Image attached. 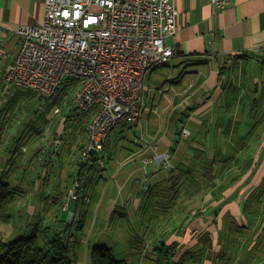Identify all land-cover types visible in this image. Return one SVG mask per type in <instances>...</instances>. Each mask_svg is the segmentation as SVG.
Returning a JSON list of instances; mask_svg holds the SVG:
<instances>
[{"label":"crops","instance_id":"obj_1","mask_svg":"<svg viewBox=\"0 0 264 264\" xmlns=\"http://www.w3.org/2000/svg\"><path fill=\"white\" fill-rule=\"evenodd\" d=\"M176 3L168 43L177 53L147 74L138 123L112 131L85 164L92 115L76 108L73 85L42 101L44 123L26 113L35 93L6 81L17 29L43 21V1L0 0V179L17 192L11 224L20 229L8 234L27 235L38 211L54 222L62 209L82 222L77 264H90L94 245L127 264H156L164 242L179 243L178 264H264V0H229L224 10ZM156 152L169 163L154 162ZM78 178L79 199L70 198Z\"/></svg>","mask_w":264,"mask_h":264},{"label":"built area","instance_id":"obj_2","mask_svg":"<svg viewBox=\"0 0 264 264\" xmlns=\"http://www.w3.org/2000/svg\"><path fill=\"white\" fill-rule=\"evenodd\" d=\"M42 1L43 21L17 29L19 49L6 81L49 101L72 84L76 108L92 115L86 157L103 150L120 125L138 123L147 74L177 53L168 37L179 28V9L176 0ZM213 3L224 10L229 0ZM169 158L156 152L153 161L168 164ZM69 195L77 198L76 187Z\"/></svg>","mask_w":264,"mask_h":264},{"label":"trees","instance_id":"obj_3","mask_svg":"<svg viewBox=\"0 0 264 264\" xmlns=\"http://www.w3.org/2000/svg\"><path fill=\"white\" fill-rule=\"evenodd\" d=\"M260 85L263 86V84L257 82L254 85V90L259 92L261 89ZM39 99L44 100L40 97ZM258 103L259 98L252 102L251 110L257 109ZM194 109L189 108L185 112V115L188 116L189 112L194 111ZM254 116V113L248 115V117ZM96 151L99 150L94 149V152ZM92 152L93 150L86 157L83 156L85 164L88 158L94 156ZM79 181L80 179L78 178L76 183L78 182L81 185ZM79 188H77L76 192L77 198L74 199H79ZM16 194L17 192L11 184L4 183L0 179V264H77V258L73 256V251L79 242L78 232L81 230L82 222L66 223L65 228L58 229L54 234V238L49 243L42 244L37 233L17 235L12 240H6L2 227L10 225L13 220L12 216L15 212ZM69 197L73 198L70 195ZM178 246V242L171 244L161 243L156 248V264H178L174 260ZM90 264H127V262L125 259L119 258L110 247L94 245L91 249Z\"/></svg>","mask_w":264,"mask_h":264},{"label":"rangeland","instance_id":"obj_4","mask_svg":"<svg viewBox=\"0 0 264 264\" xmlns=\"http://www.w3.org/2000/svg\"><path fill=\"white\" fill-rule=\"evenodd\" d=\"M257 58H260V59L264 60V54H260V56L258 55ZM70 86H71L70 84H67L65 87H67V89H70ZM72 93H75V92H72ZM42 101L43 100H39V102L30 101V103L27 105L26 113H29V110H31L33 112L32 119L39 120V121H42V122L46 123L44 121V118H42V119L40 118V116L44 115L43 114L44 110L40 106L42 104ZM39 108H40V110H39ZM18 117L19 118L23 117V111L22 110H21V112H19ZM183 121H184V119L180 123H178V130H180L181 127L183 126V123H182ZM189 126H191V125H189ZM159 153H162V152H159ZM164 153L167 154L169 152H164ZM169 160H170V158H169ZM79 186H81V185H79ZM79 186H75L76 187V192H77V188H79ZM59 212H60L59 213L60 216L53 217L54 222H52V220H50V217L46 216V212H42L41 211V213H39V211H38V213H36V217L34 218V221L31 222L27 228L23 224L20 225V228H26V230L28 229L29 233L27 235H31V234L37 233L39 235V238L42 237L40 239V241L43 244L44 241H46L50 236H52L56 232V229H58V228L59 229L60 228L63 229V228H65L66 223H72L73 222L72 218H70V216L68 214L66 215V213L62 209H60ZM63 212H64V214H63ZM12 217H13V219H15L16 218L15 214ZM129 217H130V219H133L134 218V214L130 213ZM59 218L61 219L62 222L59 221ZM51 224L54 225V228H53V231L51 233H49V232H47L45 230V228L47 226L51 225ZM12 228L16 229L14 233L19 232V230H20L19 228L15 227L14 223H12L11 225H5V226L2 227V230L4 231L5 236H6V240H12V238L15 237L14 235L8 234V230L12 229ZM117 251L119 252L118 249H117Z\"/></svg>","mask_w":264,"mask_h":264},{"label":"water","instance_id":"obj_5","mask_svg":"<svg viewBox=\"0 0 264 264\" xmlns=\"http://www.w3.org/2000/svg\"><path fill=\"white\" fill-rule=\"evenodd\" d=\"M93 152H94V149H93Z\"/></svg>","mask_w":264,"mask_h":264}]
</instances>
